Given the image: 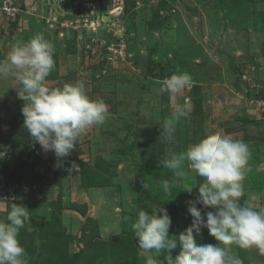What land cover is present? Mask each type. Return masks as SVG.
Wrapping results in <instances>:
<instances>
[{
	"label": "rangeland",
	"instance_id": "1",
	"mask_svg": "<svg viewBox=\"0 0 264 264\" xmlns=\"http://www.w3.org/2000/svg\"><path fill=\"white\" fill-rule=\"evenodd\" d=\"M21 7L25 11L15 19L0 14V59L17 42L43 33L55 46L50 86L83 79L88 94L103 98L110 112L104 125L84 130L76 149L58 160L24 128L19 83L0 79V190L11 181L28 186L26 197L19 189L12 200L26 202L33 221L31 231L21 229L19 236L29 264H147L155 253L138 249L131 227L137 211L160 204L172 220L170 235H178L192 222L187 204L198 189L180 190L202 182L186 170L165 194L161 181L174 177L159 161L169 148L179 153L212 131L249 145L255 157L248 161L240 199L264 206L263 146L247 140L251 131L257 140L264 134V110L254 100L264 97V0H24ZM120 46L124 57L107 61ZM177 70L190 74L193 86L159 94L158 81ZM185 102L189 115L176 125L174 143L162 141L161 126ZM248 174L255 177L251 182ZM12 200L0 198V221H6ZM197 207L202 215L212 210ZM49 211L59 218L54 231ZM74 211L82 218L79 236L77 226L60 227L61 218L72 219ZM107 224L114 230H100ZM66 232L70 238H62ZM89 234L97 244L81 241ZM196 239L217 243L206 228ZM244 250L264 263L258 249ZM179 251L178 243L171 254ZM155 258L162 261L163 254Z\"/></svg>",
	"mask_w": 264,
	"mask_h": 264
},
{
	"label": "clouds",
	"instance_id": "2",
	"mask_svg": "<svg viewBox=\"0 0 264 264\" xmlns=\"http://www.w3.org/2000/svg\"><path fill=\"white\" fill-rule=\"evenodd\" d=\"M54 56L53 42L43 33H37L27 42L14 44L6 58L0 59V79L11 78L19 83L16 91L24 101L21 109L24 128L34 141L45 151H53L59 160L76 149L84 130L104 125L110 112L103 98L88 94L83 79L51 87L48 77L56 66ZM193 83L190 74L177 70L158 81V93L171 96L191 88ZM189 110L187 102L174 107L161 126L162 141L174 143L176 125L189 115ZM251 155L249 145L243 140L218 131L189 143L179 153L171 148L167 150L159 163L174 179L161 181L165 194H171L186 170L202 178V182L180 190L192 193L194 187L198 189L196 199L187 204L192 222L178 235H170L172 220L160 204L150 207L151 211H137L131 227L141 254H163L162 261L149 255L147 264H244L233 252V245L241 249L256 248L264 255V206L257 207L240 199ZM77 166L72 163V168ZM197 204L212 210L202 215ZM204 228L216 244H198L196 237ZM21 229L31 231L30 211L23 204L13 203L6 221H0V264H29L19 239ZM178 243L180 251L173 257L171 253Z\"/></svg>",
	"mask_w": 264,
	"mask_h": 264
},
{
	"label": "crops",
	"instance_id": "3",
	"mask_svg": "<svg viewBox=\"0 0 264 264\" xmlns=\"http://www.w3.org/2000/svg\"><path fill=\"white\" fill-rule=\"evenodd\" d=\"M255 132H250V135H251V137H249L247 140L249 141V142H254V143H256L255 145H257L258 147H262L263 146V148H262V150H264V134H262V135H260V136H257L259 139L257 140V139H255V134H254ZM252 153V152H251ZM264 155V152H262V154L260 155L261 157ZM255 157V155L252 153V155H251V158H254ZM252 162V161H251ZM261 173H263V172H261ZM258 176V175H257ZM253 178H255V177H253ZM249 174H248V182H251V179H253ZM263 182H264V179H261ZM34 184V183H33ZM36 189H37V187H36ZM102 191V193H103V190H101ZM22 192H24V193H22V195H23V197H26V195H25V191H22ZM47 192V191H46ZM45 192V193H46ZM97 193V194H96ZM19 194L20 193H18V191H17V193L15 194V195H13L12 197V199H16V198H14V197H17V196H19ZM63 194L64 193H61L60 195H59V198H60V203L61 204H64V202H66V195L64 194V196H63ZM94 194H95V196L97 195V197H99L98 199L99 200H102V198H101V193H98V190L97 189H95L94 190ZM94 196V197H95ZM69 197V196H68ZM54 199H52V201H53ZM13 202L12 203H17V202H15L14 200H12ZM26 201V200H25ZM20 202H22L21 200H20ZM19 202V203H20ZM18 203V204H19ZM20 204H23L25 207H27L26 205H27V203L26 202H22V203H20ZM258 205H259V203H258ZM100 207V206H99ZM28 208V207H27ZM8 211V210H7ZM99 212V210L98 209H96V213H98ZM74 213V216H72V219H71V217H69V216H67V217H65V218H61L62 219V221H61V219H60V221H61V225H64V227H66V225H71V226H73V227H76L79 223H81V220H79V216H80V214H79V212H77V211H74L73 212ZM102 213H103V217H104V215H105V213L102 211ZM51 215H50V211L46 214V218H49ZM75 217V218H74ZM78 219V220H77ZM80 219H82L81 218V216H80ZM51 221H52V219H50ZM4 221V220H3ZM31 222H33L32 220H31ZM66 222V223H65ZM95 222L97 223V224H99V223H102V221L101 220H99L98 218H96V220H95ZM50 224H51V226L53 225H55L56 223H53V221H52V223L50 222ZM109 224H107L106 226H102L101 228H100V230H103L104 229V231L106 232V230L107 229H111V230H114L113 228H109V226H108ZM79 229V226H77V229H75L76 230V234L75 235H77L78 234V232H77V230ZM67 233V232H66ZM69 234V233H68ZM78 236H79V234H78ZM100 236V235H99ZM82 241H84V240H82ZM85 242V241H84ZM73 243H75V242H73ZM82 245V244H81ZM236 247L233 245V250L235 251H233L236 255H238L243 261H244V264H264V263H261V261H256L255 260V258H256V256L255 255H253V254H251L250 252H249V254L247 253V252H243V251H245L244 249H243V251H237L236 249H235Z\"/></svg>",
	"mask_w": 264,
	"mask_h": 264
},
{
	"label": "built area",
	"instance_id": "4",
	"mask_svg": "<svg viewBox=\"0 0 264 264\" xmlns=\"http://www.w3.org/2000/svg\"><path fill=\"white\" fill-rule=\"evenodd\" d=\"M24 0H0V14L2 16H5L9 19H15L17 17V14H19L20 12H23L25 10H22V3H23ZM109 50H111V48L108 47ZM124 47L120 46L119 49H113L109 55L105 56L106 60L111 62L113 61L114 59H116L118 56H122L123 54L125 55L124 53ZM117 53V55L115 54ZM124 57V56H123ZM121 57V58H123ZM102 74H105L106 71L104 70H101ZM258 98V97H256ZM255 100V103L258 105L264 110V97H261L259 100L257 99H254ZM19 189L21 190H27L28 189V186L26 183H23V182H14V181H11L9 183V187L8 188H5V189H1L0 190V198H5V197H11L13 196V194H15L17 191H19ZM6 190V192H5ZM12 191V193L10 192Z\"/></svg>",
	"mask_w": 264,
	"mask_h": 264
},
{
	"label": "trees",
	"instance_id": "5",
	"mask_svg": "<svg viewBox=\"0 0 264 264\" xmlns=\"http://www.w3.org/2000/svg\"><path fill=\"white\" fill-rule=\"evenodd\" d=\"M162 79H163V78H161V80H162ZM258 95H259V94L257 93V94H256V97H259ZM17 179H18V178H17ZM20 180H21V179H20ZM33 181H34L33 178H31V181H30V182H31L32 184H33ZM59 200H60V198H59ZM54 212H55V211H54ZM54 212H53V213H54ZM55 215H56V214H55ZM51 219H52L53 223H56V224H55L54 226H53V225H52V226H51V225L49 226V227H50V231H51V227H52V228H55V229H53V231L56 230V229H59V228L57 227V226H58V225H57V222L59 221V218H58V217H55V216L52 214ZM60 227L63 228V231H64L65 227H64L63 225L60 226ZM53 231H52V232H53ZM69 235H70V234H67V233H66V235H64L62 238H64L65 236H67L68 238H70ZM94 237L96 238V235L89 234V236H88V235H82L80 239H81V241L84 240V241L87 243L86 245H88L89 242H92L91 244H93V243L97 244V243H98V241H97L98 238H97V240H95ZM69 240H70V239H69Z\"/></svg>",
	"mask_w": 264,
	"mask_h": 264
}]
</instances>
